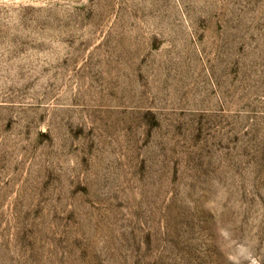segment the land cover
<instances>
[{"label": "rangeland", "instance_id": "rangeland-1", "mask_svg": "<svg viewBox=\"0 0 264 264\" xmlns=\"http://www.w3.org/2000/svg\"><path fill=\"white\" fill-rule=\"evenodd\" d=\"M0 264H264V0H0Z\"/></svg>", "mask_w": 264, "mask_h": 264}]
</instances>
